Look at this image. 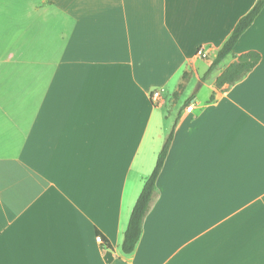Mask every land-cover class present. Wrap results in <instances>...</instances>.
Listing matches in <instances>:
<instances>
[{
	"label": "crops",
	"instance_id": "crops-1",
	"mask_svg": "<svg viewBox=\"0 0 264 264\" xmlns=\"http://www.w3.org/2000/svg\"><path fill=\"white\" fill-rule=\"evenodd\" d=\"M255 1L34 0V55L0 58V264H264V7L176 103ZM248 50L258 63L215 87Z\"/></svg>",
	"mask_w": 264,
	"mask_h": 264
},
{
	"label": "trees",
	"instance_id": "trees-1",
	"mask_svg": "<svg viewBox=\"0 0 264 264\" xmlns=\"http://www.w3.org/2000/svg\"><path fill=\"white\" fill-rule=\"evenodd\" d=\"M263 7L264 0H256L249 11H247L238 19L231 33L225 39L223 44L216 50L215 56L201 77L202 80H204L217 66V64H219L225 57L233 54V49L240 36L253 24L254 20L259 15ZM260 58L261 54L256 50H248L240 54L217 76L215 80V87L219 88L225 84L230 85L238 81L258 63ZM186 75V73L183 74V79L186 77ZM182 87L183 85L180 84L177 91L173 93V96L176 97L179 93V89H182ZM188 102L189 101H185V104ZM173 132L174 128H172L167 135L163 146L157 155L155 166L152 172L144 179L139 195L131 209L121 243V249L124 253H130L134 250L135 245L141 235L142 222L153 203L155 197V181L163 166L173 138ZM104 243L105 245L108 244L106 241Z\"/></svg>",
	"mask_w": 264,
	"mask_h": 264
},
{
	"label": "rangeland",
	"instance_id": "rangeland-1",
	"mask_svg": "<svg viewBox=\"0 0 264 264\" xmlns=\"http://www.w3.org/2000/svg\"><path fill=\"white\" fill-rule=\"evenodd\" d=\"M34 0H0V58L6 56H19V55H34ZM25 34L22 36L23 30L26 28ZM31 41H28L30 40ZM221 63L219 64V66ZM9 66L10 72L15 70V64L1 65V67ZM217 68L211 75L215 74ZM203 75L200 76V79ZM187 82L188 75L184 78ZM205 80L208 81L206 77ZM185 81L182 84L185 85ZM201 80L192 78L187 89L182 91L179 89V93L182 91V95H179L176 103L182 102L183 99L188 97L187 91L193 89L199 90V98L205 95L207 88L202 86ZM208 83V82H207ZM177 95V96H178ZM177 96H173L175 99ZM165 108H170L166 105Z\"/></svg>",
	"mask_w": 264,
	"mask_h": 264
},
{
	"label": "built area",
	"instance_id": "built-area-1",
	"mask_svg": "<svg viewBox=\"0 0 264 264\" xmlns=\"http://www.w3.org/2000/svg\"><path fill=\"white\" fill-rule=\"evenodd\" d=\"M196 54L202 58H207L206 50L202 46L197 48ZM150 98L153 103H159L160 101V95L157 91L151 93ZM96 239L99 242L102 241V238L100 236H96Z\"/></svg>",
	"mask_w": 264,
	"mask_h": 264
}]
</instances>
